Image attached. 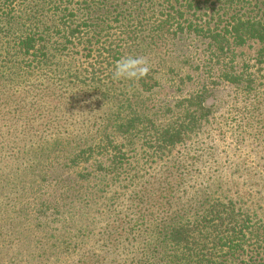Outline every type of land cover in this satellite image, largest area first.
I'll return each mask as SVG.
<instances>
[{
	"label": "trees",
	"instance_id": "16d2710c",
	"mask_svg": "<svg viewBox=\"0 0 264 264\" xmlns=\"http://www.w3.org/2000/svg\"><path fill=\"white\" fill-rule=\"evenodd\" d=\"M15 1L0 0V191L19 206L6 210L14 215H5L12 219L8 233L16 224L20 237L38 235L34 244L27 240L26 264H56L61 254L76 257L70 264H264V218L253 210L213 198L199 212L185 214L182 188L196 156L172 160L152 176L125 162L137 144L139 156L160 160L194 136L206 117L196 115L205 111L203 97L193 99L198 110L185 109L161 127L136 110L128 95L130 85L132 92L139 85L146 89L156 86L155 78H112L121 57L145 50L161 55L180 35L206 40L208 62L231 63L237 48L257 44L256 63L264 65V0H137L135 14L119 11L117 0H82L70 24L72 10L58 7L53 18L60 16V26L52 27L36 16H20L18 8L28 0ZM79 48L84 61L70 64ZM220 75L238 81L225 70ZM101 98L111 102L109 113ZM63 134L45 150L68 148L73 154L53 160L46 155V164L60 160L72 168L89 156L105 158L94 161L93 172L76 173L52 189L41 171L34 173L27 151ZM94 181L95 187L87 186ZM112 187L118 191L111 193ZM27 200L32 203L22 208ZM35 220L42 224L28 231ZM6 230L0 233L9 237Z\"/></svg>",
	"mask_w": 264,
	"mask_h": 264
},
{
	"label": "rangeland",
	"instance_id": "374dc122",
	"mask_svg": "<svg viewBox=\"0 0 264 264\" xmlns=\"http://www.w3.org/2000/svg\"><path fill=\"white\" fill-rule=\"evenodd\" d=\"M78 1L82 0H28L22 3L18 10L23 12L19 13L20 16L24 17V14H29L33 18L36 16L35 20L38 22L41 19L45 26L52 27L53 24L60 26V16L55 17V20L53 18L54 14L59 12L58 7L61 9L68 7L72 10L73 16L66 21L69 23L72 22L70 20H73L75 14L79 15V12H76ZM117 1L122 4V8L119 9L121 12L135 14L138 10L137 0ZM15 2L20 3L19 0ZM23 23L28 26L25 20ZM115 25V23L112 24V26ZM58 40L59 37H53L52 42L55 43ZM206 43L204 39L180 35L171 41L164 50L165 53L154 56V53L145 50L143 55L139 56L148 61L150 70L147 74L155 78L156 86L149 85L143 89L145 87L139 85V88L132 92L130 85L128 95L133 97V102L137 104L136 110H140L141 114L146 115L157 126L163 127L172 124V120L185 109L198 110L197 103L193 99L201 96L203 97L201 106L205 111L198 110L196 115L206 117L202 119V124L194 136L188 137L160 160H145L143 156H139V151L136 150L139 149L137 144L135 151L126 155L125 162H128L127 164L131 162L141 174L152 176L168 166L172 160L182 161L186 155L196 156L195 165L187 170L186 183L182 188L181 202L185 206L187 216L199 212L200 204L215 198L222 204L231 202L237 208L253 210V213L263 220L264 141L259 139V136L261 135L264 139V65L256 63L258 45L249 44L237 48L230 57L231 63L228 61L229 58L222 59L219 63V61L208 62L209 53ZM72 52L76 55H73L70 64L72 62L73 65H78L84 61L80 48ZM64 70L65 68L60 69V72ZM221 70L235 76L240 83L237 81L235 84L225 80L220 75ZM65 76L67 75H62L61 79ZM146 83L151 84L150 81ZM98 103L103 105L105 112L109 113L111 102L101 98ZM241 129L245 131L244 140H242L243 135L239 136ZM67 134L78 136L77 133H73V130H69ZM64 138H66L65 134L48 138L27 151L29 165L36 168L34 173L41 171L40 179H45L49 188L52 189H57L55 185L58 182L69 176L74 177L76 173L93 172L94 161L105 158L101 153L89 156L86 158L87 163L81 161L72 168H68L65 161L61 162L57 159L55 160L58 162L52 165L46 164L45 161L48 158H43L46 155L53 160L55 155L65 158V155L73 154L74 150L68 148L64 149L63 153L56 151L49 153L45 150L53 141L64 140ZM44 151L46 153H43ZM87 186L95 187L96 181ZM115 189L112 187L111 193L118 191ZM110 194L105 196L109 197ZM6 196L7 193L1 190L0 228L3 226L7 228L9 237L0 233V264H26L27 255L23 252L27 249V240L34 244L39 238L31 232H26L20 237L16 224L8 233V224L12 223V219H6L5 215L10 218L14 215L13 213L9 215L6 210L18 211L19 206L11 200V197ZM27 202L32 203L27 200L22 204V208L26 207ZM8 204L10 205L4 209ZM32 214H34V208H28V215ZM31 219V217L28 218V220ZM18 221L22 220L18 219ZM13 223L16 221L13 220ZM39 223H41L40 220L31 221L26 226L27 230L31 231ZM47 230L51 231V226ZM57 259L56 264H70L76 257L61 254L57 255Z\"/></svg>",
	"mask_w": 264,
	"mask_h": 264
},
{
	"label": "clouds",
	"instance_id": "9594fccd",
	"mask_svg": "<svg viewBox=\"0 0 264 264\" xmlns=\"http://www.w3.org/2000/svg\"><path fill=\"white\" fill-rule=\"evenodd\" d=\"M149 70L150 67L146 58L127 55L115 62L112 78L114 80H139L146 76Z\"/></svg>",
	"mask_w": 264,
	"mask_h": 264
}]
</instances>
